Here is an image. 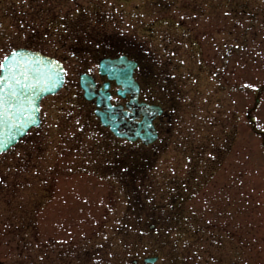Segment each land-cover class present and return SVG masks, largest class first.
I'll return each mask as SVG.
<instances>
[{
  "label": "rangeland",
  "instance_id": "374dc122",
  "mask_svg": "<svg viewBox=\"0 0 264 264\" xmlns=\"http://www.w3.org/2000/svg\"><path fill=\"white\" fill-rule=\"evenodd\" d=\"M73 15L108 34L102 48L125 49L111 39L121 32L135 49L144 42L154 69L179 89L173 133L131 174L135 188L130 177L105 179L85 164L36 210L56 129L97 124L80 102L77 74L96 71L103 53L86 55L83 41L62 46L54 33L44 49L63 58L70 80L41 102L40 146L16 144L0 157V264H129L128 251L138 264L146 255L158 256L151 264H264V133L252 127L264 130V0H0V43L35 40L53 19ZM67 158V167L82 162L69 147Z\"/></svg>",
  "mask_w": 264,
  "mask_h": 264
},
{
  "label": "flooded vegetation",
  "instance_id": "af4514ba",
  "mask_svg": "<svg viewBox=\"0 0 264 264\" xmlns=\"http://www.w3.org/2000/svg\"><path fill=\"white\" fill-rule=\"evenodd\" d=\"M105 52L106 53L103 55L108 57L118 55V53ZM144 59L145 64L139 62V59L138 63L147 68L146 57H144ZM89 69H91V71H89ZM82 72L91 75L93 80V94L97 92L100 83L106 82V85H110L106 88V92L114 97L110 103L119 107V115L122 117L125 125L119 124L116 132H112L109 126L101 125L98 116L94 113L101 108V105L97 106L94 96L90 99L83 98L82 90L79 88L78 96L80 97V102L86 105L97 124L83 126V128L77 126L75 131L70 132L72 134H68L67 129L69 126L63 122L56 129L57 135L53 136L50 141L51 155L48 157L45 174L41 179L43 182L40 183V186L45 192L33 204L36 210L44 206L50 196L56 192V188L59 189L61 183L63 184L64 182L80 179L78 175H83V165H94L91 167L92 172H88L89 174L103 176L105 179L119 180L122 177L120 180H125V178L130 177L132 173L137 172L139 169H143V165L147 166L144 162H149L155 155L161 152L164 144L168 142L167 139L172 136V127H174L172 123L174 122V106H176L178 102L179 89L175 82H171V80L166 77L163 78V74L160 71L151 73V69L149 71H141L140 68L134 69L133 78L138 85L136 101L134 103L130 102L131 94L129 92L124 91L123 95L120 93L118 95L117 90L123 89L120 85L115 83L114 79H107L105 75H100L93 67L85 68L78 73ZM162 85L164 86L163 92L161 91ZM143 104L160 105V112L151 116V123L156 137L149 143H144L141 137H139V134L144 132V125L142 122L144 110L138 106ZM127 109H131V111H125ZM43 122L44 118L42 116V123ZM42 123L38 127L29 130L30 133L31 131L33 132L31 136H27L26 144L39 147L43 138L47 137L45 135L47 133L45 129L43 130L44 134L40 132ZM86 130H88V139L85 141L86 147H80L75 140L84 136ZM16 144L18 146L21 145L19 141ZM117 144H119L120 147L116 146ZM14 147L15 146L12 148ZM68 147L73 150L74 154L77 152L78 158H80L82 162H78L77 165L76 163L71 164L70 167H67ZM109 152H111L110 156L108 155ZM115 159H119L122 162L125 159L134 162L131 173L120 172L121 164H118L119 161L117 162ZM105 160L109 162L104 163ZM141 160H143V162H141ZM76 175L77 177H74ZM57 181H59L58 187L56 186Z\"/></svg>",
  "mask_w": 264,
  "mask_h": 264
},
{
  "label": "snow or ice",
  "instance_id": "6c2138e0",
  "mask_svg": "<svg viewBox=\"0 0 264 264\" xmlns=\"http://www.w3.org/2000/svg\"><path fill=\"white\" fill-rule=\"evenodd\" d=\"M75 12L79 13L80 9H75ZM82 21L83 18L76 15L69 18L61 17L55 29L52 28L51 24H48V30L40 33L35 40H32L31 37H25L21 43H0V151L5 150L18 138L23 145L27 136L31 134L29 129L38 127L42 123V116H47V113H42L41 110L40 98L43 93L51 92L58 89L59 86L69 83V71L63 58L57 59L45 53L44 46L53 43L54 33L59 43L65 44L66 47L75 48L80 41H83L86 46H91L86 55L103 53L104 38L91 33V30L86 29ZM33 33H35V29H33ZM111 39L118 46H124L128 53V55L120 58L119 65L109 62L112 78L119 80L126 76L125 69L128 66L140 68L141 71L150 70V66L146 68L138 63L139 52L131 47L132 40L130 37H126L121 32ZM58 46L59 44H57ZM77 51H79L78 48L68 54L75 57ZM109 86L105 85L104 87ZM246 86L253 89L258 87L256 84H247ZM119 91L118 89V95ZM161 91H164L163 85ZM112 99L114 97L105 95L101 102ZM107 107L106 115L111 118L115 114L116 106L109 103ZM125 111H131V109ZM76 123L83 128L79 121ZM16 155L20 156L21 153L17 152ZM207 156L213 157V152L208 151ZM108 162L107 160L104 161V163ZM123 163L126 166L122 167L121 171L131 173L134 162L125 159ZM129 183L133 188L136 187L134 175L130 176ZM139 231L142 233L143 229ZM108 255L111 256L112 254L108 253ZM127 257L132 264H138L136 255L131 251L127 252ZM81 264H92V259L85 258Z\"/></svg>",
  "mask_w": 264,
  "mask_h": 264
},
{
  "label": "water",
  "instance_id": "95a60500",
  "mask_svg": "<svg viewBox=\"0 0 264 264\" xmlns=\"http://www.w3.org/2000/svg\"><path fill=\"white\" fill-rule=\"evenodd\" d=\"M120 58H122V57H119V58H116V59H108V58H105V59H102V60H100L99 61V69L101 70V71H108L109 73H110V75H111V64L109 63V62H111V63H114V64H117V65H119L120 64ZM131 66H128L126 69H125V71H126V76H123V77H121L119 80H117V81H119V82H121L123 85H127V83H130V71H131ZM81 82H82V85H83V87L85 88V90H87V88H88V85L86 84V82H87V79L86 78H84L83 76L81 77ZM60 87V86H59ZM58 87V88H59ZM57 90V89H56ZM56 90H53V91H51V92H45V93H43V95L42 96H44V95H46V94H50V93H53V92H55ZM41 96V97H42ZM41 99V98H40ZM150 108H152V107H150ZM148 113H149V111H148ZM115 114L111 117V118H109V117H102L101 116V121L104 123V124H110V125H112L113 124V120L115 119ZM250 118V120H254V118L252 117V116H250L249 117ZM149 122V119H148V121H147V127H146V132H145V137H146V139H145V141H150V140H152L153 139V137H154V135L152 134V130L150 129V124L148 123ZM15 142V141H14ZM13 142V143H14ZM12 143V144H13ZM11 144V145H12ZM9 147V146H8ZM7 147V148H8ZM6 148V149H7ZM1 152V151H0ZM156 258H157V256H145L143 259H142V262H144V263H152V262H154L155 260H156ZM131 264H132V262H131Z\"/></svg>",
  "mask_w": 264,
  "mask_h": 264
},
{
  "label": "trees",
  "instance_id": "16d2710c",
  "mask_svg": "<svg viewBox=\"0 0 264 264\" xmlns=\"http://www.w3.org/2000/svg\"><path fill=\"white\" fill-rule=\"evenodd\" d=\"M52 25V24H51Z\"/></svg>",
  "mask_w": 264,
  "mask_h": 264
}]
</instances>
